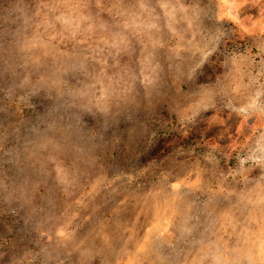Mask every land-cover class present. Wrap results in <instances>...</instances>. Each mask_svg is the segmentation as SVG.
Wrapping results in <instances>:
<instances>
[{
    "label": "rangeland",
    "instance_id": "374dc122",
    "mask_svg": "<svg viewBox=\"0 0 264 264\" xmlns=\"http://www.w3.org/2000/svg\"><path fill=\"white\" fill-rule=\"evenodd\" d=\"M223 3L0 0V264H264V65Z\"/></svg>",
    "mask_w": 264,
    "mask_h": 264
},
{
    "label": "crops",
    "instance_id": "0c3cea01",
    "mask_svg": "<svg viewBox=\"0 0 264 264\" xmlns=\"http://www.w3.org/2000/svg\"><path fill=\"white\" fill-rule=\"evenodd\" d=\"M224 2V11L228 12L224 15L240 20L236 25L238 33L250 34L254 38L249 45L251 50L260 53L264 65V0H224ZM262 82L264 83V76Z\"/></svg>",
    "mask_w": 264,
    "mask_h": 264
}]
</instances>
